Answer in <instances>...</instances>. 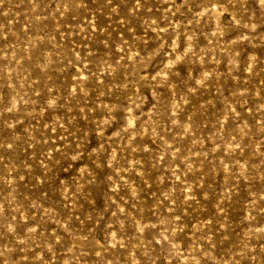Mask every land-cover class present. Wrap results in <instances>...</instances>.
<instances>
[{
	"label": "rangeland",
	"instance_id": "1",
	"mask_svg": "<svg viewBox=\"0 0 264 264\" xmlns=\"http://www.w3.org/2000/svg\"><path fill=\"white\" fill-rule=\"evenodd\" d=\"M0 264H264V0H0Z\"/></svg>",
	"mask_w": 264,
	"mask_h": 264
},
{
	"label": "bare ground",
	"instance_id": "2",
	"mask_svg": "<svg viewBox=\"0 0 264 264\" xmlns=\"http://www.w3.org/2000/svg\"><path fill=\"white\" fill-rule=\"evenodd\" d=\"M215 17V16H214ZM19 61V60H18ZM19 63V62H18ZM23 65V64H22ZM133 73V72H132ZM139 76V75H138ZM141 78H143V76L141 77ZM94 245H95V243H94Z\"/></svg>",
	"mask_w": 264,
	"mask_h": 264
}]
</instances>
